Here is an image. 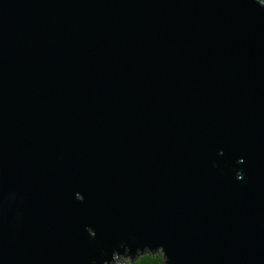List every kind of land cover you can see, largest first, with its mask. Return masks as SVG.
I'll return each mask as SVG.
<instances>
[{"label": "water", "instance_id": "obj_1", "mask_svg": "<svg viewBox=\"0 0 264 264\" xmlns=\"http://www.w3.org/2000/svg\"><path fill=\"white\" fill-rule=\"evenodd\" d=\"M264 264L262 0H0V264Z\"/></svg>", "mask_w": 264, "mask_h": 264}, {"label": "trees", "instance_id": "obj_2", "mask_svg": "<svg viewBox=\"0 0 264 264\" xmlns=\"http://www.w3.org/2000/svg\"><path fill=\"white\" fill-rule=\"evenodd\" d=\"M262 2L264 3V0ZM128 264H162V260L158 252L144 253Z\"/></svg>", "mask_w": 264, "mask_h": 264}]
</instances>
